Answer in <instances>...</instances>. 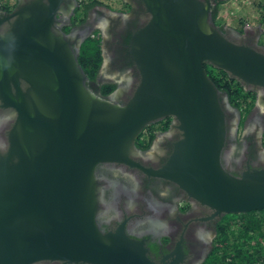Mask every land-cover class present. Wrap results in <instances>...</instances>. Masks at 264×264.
Masks as SVG:
<instances>
[{"label":"water","instance_id":"water-1","mask_svg":"<svg viewBox=\"0 0 264 264\" xmlns=\"http://www.w3.org/2000/svg\"><path fill=\"white\" fill-rule=\"evenodd\" d=\"M141 2L129 44L138 77L106 96L87 83L81 34L61 28L73 0L0 9V264H156L122 228H99L95 170L132 162L142 128L168 115L180 138L154 174L218 214L264 207V165L221 162L226 111L205 66L261 96L264 44L222 28L213 0Z\"/></svg>","mask_w":264,"mask_h":264},{"label":"flooded vegetation","instance_id":"flooded-vegetation-1","mask_svg":"<svg viewBox=\"0 0 264 264\" xmlns=\"http://www.w3.org/2000/svg\"><path fill=\"white\" fill-rule=\"evenodd\" d=\"M67 1L69 4L70 0ZM73 1L69 12L65 6L68 17H64L61 28L77 37L81 34L78 55L82 42L89 36L99 39L101 58L96 72L89 77L84 71L88 85L106 96L135 81L138 71L129 44L133 32L144 22L141 0L98 2L91 6ZM213 1L212 15L221 0ZM16 3L17 0H5L0 9L10 10ZM220 26L223 28L224 24ZM247 26L255 27H233L246 38L257 35V41L264 44L260 39L262 31ZM208 65L205 64L209 74L216 68ZM237 81L229 75L218 84L214 80L222 92L220 99L226 111L221 162L233 173L246 166L264 165V92L259 96L257 89L245 88L238 81L243 90L239 92ZM103 85H107L105 94ZM175 123L174 117L168 115L144 126L134 141L137 151L131 153L132 162L97 165L100 200L96 220L103 231L122 228L130 238L141 241L156 264H215L224 234H233L238 227L246 230L249 218L261 216L259 212L264 207L218 214L211 204L189 197L174 181L154 174L155 168L167 161L174 141L180 138ZM257 234L251 233L253 245L257 244ZM253 264H264V252Z\"/></svg>","mask_w":264,"mask_h":264},{"label":"trees","instance_id":"trees-1","mask_svg":"<svg viewBox=\"0 0 264 264\" xmlns=\"http://www.w3.org/2000/svg\"><path fill=\"white\" fill-rule=\"evenodd\" d=\"M213 16H216V11L214 12ZM98 43L99 39L89 36L82 42L80 47L81 51L78 55V60L89 77H92L95 74L96 68L101 58ZM209 74L214 78L217 84L221 82L222 77L228 76L224 70L218 68H212L209 71ZM237 84L240 87L239 92L243 91L241 89L242 86H240L241 84H239L238 81ZM106 87L107 85L102 86L103 89H105ZM107 92L108 91L105 89L103 93L105 94ZM248 94L250 95V93ZM251 96H253V94H251ZM259 213L261 214V216L256 218H249L250 226L246 228V230L238 227L236 229H233V234H224V237L220 241V247H223L222 249H220L217 260L214 261L215 264H253L256 260H258V256L260 254H263L264 252V243H262L261 239L264 238V231L262 230L264 228V209ZM253 231H256L260 235L258 238L261 242L260 246H258L257 244L253 245L251 243V233ZM238 238H240L241 240L243 238L244 241H246L248 244L245 246L234 244L242 242L238 240Z\"/></svg>","mask_w":264,"mask_h":264},{"label":"rangeland","instance_id":"rangeland-1","mask_svg":"<svg viewBox=\"0 0 264 264\" xmlns=\"http://www.w3.org/2000/svg\"><path fill=\"white\" fill-rule=\"evenodd\" d=\"M117 0H80L81 4L102 3H115ZM5 0H0V3ZM216 22L224 25H232L240 27L243 24L261 26L262 34L260 39L264 42V0H221L216 7ZM257 238L259 235L257 234ZM238 240L242 242H238ZM234 244L245 246L248 243L238 238ZM257 245L260 246L261 242L257 239Z\"/></svg>","mask_w":264,"mask_h":264}]
</instances>
